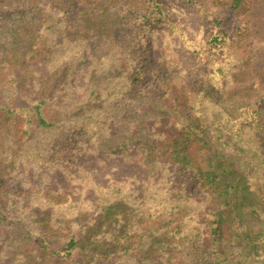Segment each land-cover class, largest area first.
Masks as SVG:
<instances>
[{
	"label": "trees",
	"instance_id": "1",
	"mask_svg": "<svg viewBox=\"0 0 264 264\" xmlns=\"http://www.w3.org/2000/svg\"><path fill=\"white\" fill-rule=\"evenodd\" d=\"M169 1L11 0L0 7V227H7L0 261L264 264V71L250 56L219 62L214 73L224 78L223 64L238 71L229 84L217 88L201 79L179 86L169 108L134 111L141 120L173 118L175 132L162 146L144 128L127 139L111 129L115 119H131L133 105L122 104L136 100L145 29L166 24L183 33L181 22L169 18L170 7L212 16L207 0ZM210 4L235 14L248 9L246 0ZM241 36L216 29L211 37L235 48ZM128 141L140 147L149 170L140 189L112 182L97 186L93 199H73L38 186L30 192L51 209L35 213L8 186L20 164L39 170L69 144L89 142L119 153ZM161 153L170 160H161ZM187 170L207 201L218 204L207 212L209 245L197 221L200 206L186 186Z\"/></svg>",
	"mask_w": 264,
	"mask_h": 264
},
{
	"label": "rangeland",
	"instance_id": "2",
	"mask_svg": "<svg viewBox=\"0 0 264 264\" xmlns=\"http://www.w3.org/2000/svg\"><path fill=\"white\" fill-rule=\"evenodd\" d=\"M10 1L0 0V7L8 5ZM246 3L248 9L235 14L227 7H213L210 0H207L205 10L211 11V17H200L187 9L172 10L170 7L168 16L181 22L179 28L184 31L183 33L173 31L166 24L145 29L146 60L141 63L143 67L140 69L141 78L136 85V100L130 98L122 104L133 105L130 108L133 111L129 112L131 119L126 123L115 119L111 124L113 133L121 134L122 138L127 139L126 135L129 132L144 128L149 138L158 139L159 146H162L175 132L172 126L173 118L153 115L141 120L139 115H135V110H145L153 104L169 108L175 104L174 93L180 94L182 91L179 86L193 87L201 79L208 84H215L217 88H220L225 80H228V84L233 82L234 75L238 72L233 66L228 69V65H222L226 78L222 74L214 73L219 62L225 60L227 55L232 57L239 54L237 55L239 58L244 55L250 56L257 69L264 71V0H246ZM167 4L171 6L169 0ZM216 29L233 39L241 36L242 32L243 37H240L238 47L231 48L229 42H226L224 47L216 44L211 37ZM232 60L233 58H229V61ZM83 83L82 79L77 81L78 85ZM135 144L134 141H128V145L119 153L97 149L89 142L69 144L68 148L57 152L52 163L39 170L20 164L19 169L10 176L8 186L18 192L15 196L19 202L27 205L35 213L51 209L40 203L30 192L38 186L43 190L68 194L73 199H93L96 197L97 186H106L112 182H126L131 186L130 189H140L149 176V170L142 162L140 147ZM190 153L194 158H198L197 146L192 145ZM160 156L161 160H170L165 153H161ZM177 167L178 165H175L176 169ZM156 172L157 169L151 171V174ZM192 172L187 170L183 174L188 179L187 188L191 190L194 201L200 206L196 213L197 221L204 231L203 242L209 245L212 217L207 212L215 211L218 204L213 199L211 202L207 201L203 190L199 191L195 184ZM173 176L176 177L177 173ZM6 232V226L0 227V248ZM223 233L228 234L227 225L223 226ZM8 251L9 248L4 249V253L8 254ZM8 259L7 257L1 259L0 264H8ZM101 262L100 264H108L104 259Z\"/></svg>",
	"mask_w": 264,
	"mask_h": 264
}]
</instances>
